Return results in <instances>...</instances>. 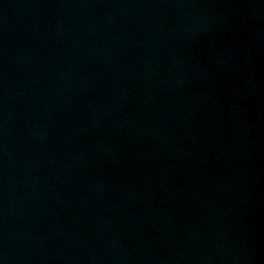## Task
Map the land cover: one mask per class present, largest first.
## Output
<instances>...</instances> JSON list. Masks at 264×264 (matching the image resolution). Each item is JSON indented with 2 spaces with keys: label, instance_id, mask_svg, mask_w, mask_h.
<instances>
[{
  "label": "water",
  "instance_id": "95a60500",
  "mask_svg": "<svg viewBox=\"0 0 264 264\" xmlns=\"http://www.w3.org/2000/svg\"><path fill=\"white\" fill-rule=\"evenodd\" d=\"M0 264H264V0H0Z\"/></svg>",
  "mask_w": 264,
  "mask_h": 264
}]
</instances>
